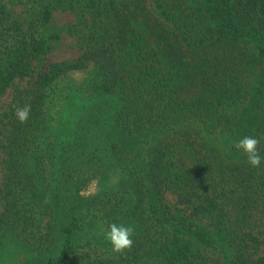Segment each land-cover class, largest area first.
<instances>
[{
	"label": "trees",
	"instance_id": "trees-1",
	"mask_svg": "<svg viewBox=\"0 0 264 264\" xmlns=\"http://www.w3.org/2000/svg\"><path fill=\"white\" fill-rule=\"evenodd\" d=\"M32 5L25 29L0 4V89L46 52L58 7L77 17L80 52L44 62L0 126V237L26 252L15 264H264V161L233 146L255 136L264 157V0ZM90 62L51 129L62 78ZM113 223L135 230L122 254ZM81 245L102 252L76 258Z\"/></svg>",
	"mask_w": 264,
	"mask_h": 264
},
{
	"label": "rangeland",
	"instance_id": "rangeland-1",
	"mask_svg": "<svg viewBox=\"0 0 264 264\" xmlns=\"http://www.w3.org/2000/svg\"><path fill=\"white\" fill-rule=\"evenodd\" d=\"M0 4H3L11 14L21 22L25 29L28 28L29 15L33 9L32 0H0ZM77 26V17L74 12L66 7H58L55 9L50 20L41 26L40 30L49 36V47L46 52L41 53L33 61L30 71H28L27 74L13 76L9 82L0 89V126L4 124L8 118V114L13 106V97L16 89L24 86L30 80L31 75L41 67L44 62L73 58L80 52L76 45L75 33L73 32ZM91 68L92 63L90 62L82 68L69 71V75H65L62 78L60 94L57 95L49 105L50 121L48 124L51 129L53 127L55 128L58 123L64 122L60 119L65 118L66 115L64 112L68 110L70 101H74L76 95L80 94L76 92L75 87L82 79H85V76H87ZM75 105H70L72 106L71 114L73 115L76 108ZM3 155L0 147V189L4 182ZM97 188L98 183L96 179H90L81 192L83 194H90L95 192ZM167 197L171 203L175 201V197L172 194H167ZM1 206L2 199L0 192V210ZM3 235L0 237V264H15L22 260L26 255L25 247L20 246L19 242L10 236L11 234L9 232ZM101 250L102 249H92L89 245H81L73 254L76 258H80L86 252L99 253L102 252Z\"/></svg>",
	"mask_w": 264,
	"mask_h": 264
},
{
	"label": "clouds",
	"instance_id": "clouds-1",
	"mask_svg": "<svg viewBox=\"0 0 264 264\" xmlns=\"http://www.w3.org/2000/svg\"><path fill=\"white\" fill-rule=\"evenodd\" d=\"M31 108L25 106L18 108L16 111L17 119L21 123H25L29 117ZM260 139L255 136H245L238 140L233 146L242 151L246 156L247 163L253 168H259L264 161V157L259 152ZM132 226L117 225L115 223L109 225V230L105 233V238L112 245L113 252L122 254L126 250H130L133 246L132 236L134 235Z\"/></svg>",
	"mask_w": 264,
	"mask_h": 264
}]
</instances>
